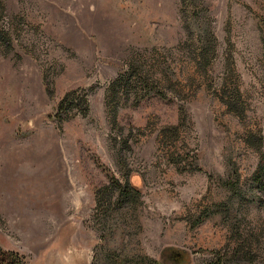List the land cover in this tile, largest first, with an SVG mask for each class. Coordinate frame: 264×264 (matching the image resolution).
Here are the masks:
<instances>
[{
	"label": "rangeland",
	"instance_id": "obj_1",
	"mask_svg": "<svg viewBox=\"0 0 264 264\" xmlns=\"http://www.w3.org/2000/svg\"><path fill=\"white\" fill-rule=\"evenodd\" d=\"M263 38L264 0H0L4 257L264 264Z\"/></svg>",
	"mask_w": 264,
	"mask_h": 264
},
{
	"label": "trees",
	"instance_id": "obj_2",
	"mask_svg": "<svg viewBox=\"0 0 264 264\" xmlns=\"http://www.w3.org/2000/svg\"><path fill=\"white\" fill-rule=\"evenodd\" d=\"M191 4H192V0H188ZM194 2V1H193ZM208 35V31L206 29H203V32H201L200 35L196 36V42H198L200 45L203 44L204 40L206 39ZM195 39V37H194ZM262 44L264 45V38L262 40ZM200 53L199 56L200 57H204V48L201 47L200 48ZM206 51V49H205ZM130 63L127 64V68L133 72H135V64L133 63V61H129ZM128 77H124V74H119L116 78V83L123 79V82H125V80ZM128 83V81H127ZM72 93V92H71ZM224 94H226V91H223ZM70 94V93H69ZM68 98V93L66 95L63 96L62 100L66 101V99ZM235 100V98H233V100L231 101H224L227 109L231 112H236L237 109L236 107L234 108V104L235 102H233ZM241 111H239L240 113ZM244 143L246 146L250 147L251 149H253L256 153V157H257V162L254 166V169L252 170L250 176H249V180H250V184L254 189V194L252 197V200L254 203H256L257 205L263 206L264 207V136L263 135H257L251 132H248L245 135L244 138ZM126 184H128V186L132 189V191L137 192L138 189L129 182L128 178L125 181ZM128 188V187H127ZM0 264H18L14 263V261H12V259H9L8 257H4V252L0 250ZM201 264H231L229 261H227L224 256L219 253V252H213L212 256L204 261Z\"/></svg>",
	"mask_w": 264,
	"mask_h": 264
}]
</instances>
